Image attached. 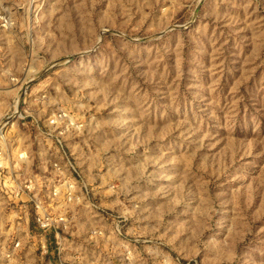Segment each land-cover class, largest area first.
I'll list each match as a JSON object with an SVG mask.
<instances>
[{"label": "rangeland", "instance_id": "rangeland-1", "mask_svg": "<svg viewBox=\"0 0 264 264\" xmlns=\"http://www.w3.org/2000/svg\"><path fill=\"white\" fill-rule=\"evenodd\" d=\"M52 160L69 261L264 264V0H0V264H61L8 188Z\"/></svg>", "mask_w": 264, "mask_h": 264}, {"label": "built area", "instance_id": "built-area-1", "mask_svg": "<svg viewBox=\"0 0 264 264\" xmlns=\"http://www.w3.org/2000/svg\"><path fill=\"white\" fill-rule=\"evenodd\" d=\"M68 118L65 114H53L47 118L51 128L55 125H61ZM72 122L68 121L65 127L68 128L72 126ZM51 136V134H49ZM58 140V139H57ZM59 141V140H58ZM61 144V142L59 141ZM64 148V145L61 144ZM57 146V148H59ZM60 149V148H59ZM19 157L26 159L27 156L25 152H20ZM58 160V159H57ZM51 176L49 178H34L26 180H8L9 190L12 192L15 200L24 201V198H28L34 205V220L38 228L42 231H54L55 232V244L58 248V259L61 264H82V256L75 257L72 261H69L71 256L69 248L70 245L64 242V238L58 237V231L61 230L63 233H67L71 227V220L73 218L67 216V210L73 206H77L75 209L92 211L91 205L88 203L85 194L83 196L82 190H84L83 183L76 182L75 179L66 177L64 175V163H59L58 161L52 160L51 162ZM67 168V167H65ZM113 189V186L111 187ZM86 193H88L86 191ZM70 204V205H69ZM69 205V207H68ZM122 209L120 212H113V217L115 218V224H117L118 218H126L125 215L129 213L128 206L125 207L123 203L120 205ZM97 209V208H96ZM101 210V209H100ZM105 215H109L108 212L101 210ZM115 215V216H114ZM117 215V216H116ZM96 216V215H95ZM127 219V218H126ZM117 234L119 230L116 229ZM100 232L97 228H93L91 235L94 236ZM42 234V233H41ZM101 234V233H100ZM46 240L40 235L39 248L42 253H46ZM17 247L18 244H15ZM6 253V258L10 255ZM130 253L127 251V255Z\"/></svg>", "mask_w": 264, "mask_h": 264}, {"label": "crops", "instance_id": "crops-1", "mask_svg": "<svg viewBox=\"0 0 264 264\" xmlns=\"http://www.w3.org/2000/svg\"><path fill=\"white\" fill-rule=\"evenodd\" d=\"M102 204H103V203H102ZM105 206H106V205H105ZM84 220H85V221L81 220V223H80L81 225H83V222H84V225H85V224H87L86 222L89 221V220H88V221L86 220V217L84 218ZM56 262H57V258H55V260H54V263H56Z\"/></svg>", "mask_w": 264, "mask_h": 264}, {"label": "bare ground", "instance_id": "bare-ground-1", "mask_svg": "<svg viewBox=\"0 0 264 264\" xmlns=\"http://www.w3.org/2000/svg\"><path fill=\"white\" fill-rule=\"evenodd\" d=\"M103 192H105V191H103Z\"/></svg>", "mask_w": 264, "mask_h": 264}]
</instances>
